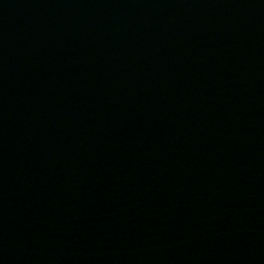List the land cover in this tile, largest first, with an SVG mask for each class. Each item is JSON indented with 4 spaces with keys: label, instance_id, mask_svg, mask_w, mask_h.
<instances>
[{
    "label": "water",
    "instance_id": "1",
    "mask_svg": "<svg viewBox=\"0 0 264 264\" xmlns=\"http://www.w3.org/2000/svg\"><path fill=\"white\" fill-rule=\"evenodd\" d=\"M0 264H264V0H0Z\"/></svg>",
    "mask_w": 264,
    "mask_h": 264
}]
</instances>
